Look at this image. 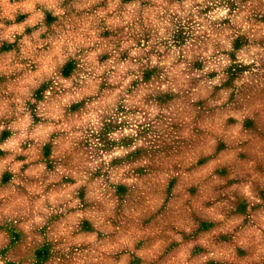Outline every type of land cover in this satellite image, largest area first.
<instances>
[{
  "label": "clouds",
  "instance_id": "obj_1",
  "mask_svg": "<svg viewBox=\"0 0 264 264\" xmlns=\"http://www.w3.org/2000/svg\"><path fill=\"white\" fill-rule=\"evenodd\" d=\"M0 264H264V0H0Z\"/></svg>",
  "mask_w": 264,
  "mask_h": 264
}]
</instances>
